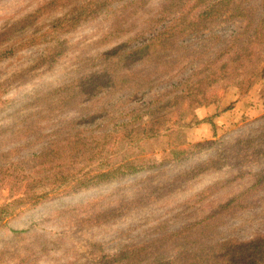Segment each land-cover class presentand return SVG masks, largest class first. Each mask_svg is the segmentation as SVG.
<instances>
[{"label": "rangeland", "instance_id": "374dc122", "mask_svg": "<svg viewBox=\"0 0 264 264\" xmlns=\"http://www.w3.org/2000/svg\"><path fill=\"white\" fill-rule=\"evenodd\" d=\"M80 2L0 0V189L14 180L20 192L24 172L16 164L45 147L50 132L76 112L60 101L64 89L88 57L127 36H108L110 18L97 17L44 37ZM225 26L216 29L228 31ZM57 44L64 50L49 57ZM254 70L258 75L243 94L215 84L209 100H185L180 158L160 136L149 153L132 160L141 169L50 193L35 204L27 198L0 226V264H97L126 244L153 241L209 215L214 230L208 235L215 239H243L250 227L264 235V63ZM7 198L0 190V204Z\"/></svg>", "mask_w": 264, "mask_h": 264}, {"label": "trees", "instance_id": "16d2710c", "mask_svg": "<svg viewBox=\"0 0 264 264\" xmlns=\"http://www.w3.org/2000/svg\"><path fill=\"white\" fill-rule=\"evenodd\" d=\"M97 17L110 18L108 36H127L88 57L64 89L60 101L76 112L50 132L45 147L16 164L15 171L24 172L22 188L15 194L14 180L1 187L8 198L0 204V226L27 198L35 204L50 193L141 169L132 160L149 153L154 138L165 137L173 158H180L185 100L208 99L215 84L243 94L258 75L255 64L264 63V0H81L44 37ZM221 24L228 31L216 29ZM57 47L49 57L64 50ZM37 186L44 189L36 192ZM211 217L126 244L97 264H264V235L250 227L243 239H215L208 235Z\"/></svg>", "mask_w": 264, "mask_h": 264}]
</instances>
